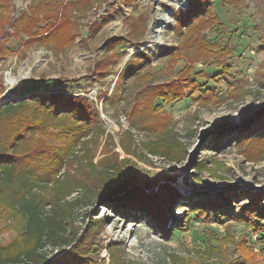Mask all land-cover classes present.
Returning <instances> with one entry per match:
<instances>
[{"label": "rangeland", "instance_id": "1", "mask_svg": "<svg viewBox=\"0 0 264 264\" xmlns=\"http://www.w3.org/2000/svg\"><path fill=\"white\" fill-rule=\"evenodd\" d=\"M9 1V19L0 21V105L18 97L20 84L26 95L63 90L88 98L103 130L101 138L86 137L88 144L63 161L61 172L54 173L43 158L34 163L38 184L26 200L45 202L44 215L66 222L58 241L81 238L91 225L82 248L90 259L82 264H264V0L205 3L200 27L206 40L231 51L224 56V70L215 55L179 54L174 15L188 8V0H106L78 20L79 36L60 52L26 46L9 20L33 1ZM137 20L147 25L144 35L139 28L131 31ZM113 36L129 41L113 50L117 61L101 76L94 71L96 62L109 55L106 44ZM165 47L173 50L166 53ZM142 53L149 57L118 80ZM187 65L194 70L185 76L196 80V87L183 88L170 103L157 100L161 124L147 127L133 117L129 104L142 75L156 83L178 82ZM40 78L61 83L38 88L33 81ZM117 89H123L120 96ZM172 143L181 150L175 158L163 154ZM80 156L93 157L96 169L83 187L68 194L66 173H75ZM114 165L121 168L127 190L99 196L108 177L115 176L109 169ZM17 203L13 197L0 201V246L25 230L27 219ZM70 248L47 242L42 251L56 260Z\"/></svg>", "mask_w": 264, "mask_h": 264}, {"label": "trees", "instance_id": "2", "mask_svg": "<svg viewBox=\"0 0 264 264\" xmlns=\"http://www.w3.org/2000/svg\"><path fill=\"white\" fill-rule=\"evenodd\" d=\"M2 1H0L1 22L9 19L6 13L11 6L9 0ZM32 1L33 4L29 6L28 10L23 11L19 17L9 20L10 28L19 38L24 35L22 40L26 46L40 44L50 46L60 52L73 46L79 36L78 20L85 16L87 11L96 8L97 4L106 0ZM207 2V0H188L187 9L175 12L177 28L181 33V44L178 43L176 47L179 48V54H184L188 58L193 55L195 58L215 55L218 57L217 60H220L219 64L224 70L227 67L223 60L224 56L230 54L231 51L209 43L203 32L204 29L200 27L206 12L205 3ZM137 28L141 30V35H144L147 25L142 20H137L131 31L136 32ZM188 30L189 34L187 33ZM128 41V38L121 36L110 38L106 44L110 53L105 58L103 57L104 59L96 62L94 71L101 76L107 75L111 70V65L117 61L118 57V53L113 50ZM215 48L217 49L215 50ZM171 50L173 47L164 48L166 53H171ZM197 55L199 56L197 57ZM145 57L149 56L142 53L136 56L135 60H130L128 62L130 65L126 71L122 72L118 80L133 74L135 66ZM184 70V76L180 73V81L178 82L156 83L149 81V75H142L143 83L138 87L133 103L129 104L133 117L139 119L147 127L154 126V122H157L158 125L161 124L164 121L160 115L162 105L156 104L157 100L161 99L170 103L182 96L183 88L196 87L197 81L191 82L185 76L186 73L193 72L194 67L187 65ZM33 82L38 88H46L60 84L61 80L40 78ZM64 82H69V79H65ZM117 85L119 83H116ZM1 88L2 82L0 81V90ZM122 90L117 89L115 94L120 96ZM27 91L23 84H20L16 92L18 97L9 99L0 105V201L10 200L12 197L17 199V205L21 204L22 209H16L22 210L27 219L24 232L10 244L0 246V264H19L22 261H27L26 264H72L67 263L69 259H74V264H82L81 261L90 259L88 253L82 248H85V239L91 234L93 227L89 225L81 238L61 239L62 242H60L58 239L66 230V222L52 214L44 215L45 202L40 200L30 204L26 198L38 184L39 178L34 167V163L37 164V159L43 158L46 163L44 165H51L54 173L58 170L61 172L63 161L77 147L83 148L84 145L88 144L89 141L84 140L86 137L89 138L92 134L99 138L103 136L99 114L89 99L80 95L68 94L63 90L58 93L52 90L50 93H45L39 89H36L31 95H26ZM54 141L57 142L55 146L52 145ZM146 146L148 150L154 153L160 152L152 149L151 144ZM163 149V154L170 158H175L181 154L179 146H176L175 143L165 145ZM44 156L47 157V162ZM95 169L93 157L80 156L74 170L75 173L71 174L69 171L66 173L68 194L83 187L84 183L86 184L93 176L92 173ZM109 169L114 171L113 179L115 180L108 177V181L100 191L99 196L110 197L127 190V184L122 179L121 168L117 169L115 166L109 167ZM130 194H134V191H131ZM25 200L26 202L22 203ZM218 202L221 203V201ZM214 204L209 206L214 207ZM160 206L163 209L162 212L158 213V220H160V215L163 214L167 205L165 203ZM10 207L15 209L12 204ZM118 207L122 208L120 205ZM260 226L262 227L260 229L264 231V224ZM47 242L55 246L69 245L71 248L55 260L47 257L42 251Z\"/></svg>", "mask_w": 264, "mask_h": 264}, {"label": "water", "instance_id": "3", "mask_svg": "<svg viewBox=\"0 0 264 264\" xmlns=\"http://www.w3.org/2000/svg\"><path fill=\"white\" fill-rule=\"evenodd\" d=\"M166 24H163L162 27H165ZM159 34V31H157V35ZM160 36H157V38H159Z\"/></svg>", "mask_w": 264, "mask_h": 264}]
</instances>
